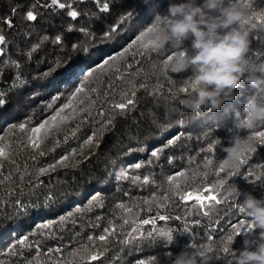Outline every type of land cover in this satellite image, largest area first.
<instances>
[{
  "label": "trees",
  "instance_id": "trees-1",
  "mask_svg": "<svg viewBox=\"0 0 264 264\" xmlns=\"http://www.w3.org/2000/svg\"><path fill=\"white\" fill-rule=\"evenodd\" d=\"M247 2L251 4L247 18L250 23L245 26L250 40L247 55L258 59L264 57V0ZM58 3L65 7L52 5L51 0H0V34L5 37L0 44L4 49L0 52V98L5 100L3 110L10 114L7 122L0 124V136L4 137L0 144L8 153L7 158L0 160V264H37V260L40 264H53L62 259L71 262V250L81 245L90 252H103L97 261L83 264H137L139 260L145 264H171L179 252L190 246L196 250L210 247L204 264H228L230 248L238 254L245 246V238L259 239L260 230L253 227L235 235L231 245H227L229 251H223L224 238L232 234L231 225L240 220L250 223L239 212L232 189L236 186L264 198V181L249 182L252 177L245 178L246 173L264 178V168L258 167L264 165V145L253 141L252 151L245 150L243 164L225 167L220 174L224 183L217 193L222 203L209 207L207 218L198 206H193L194 202L170 198L164 208L158 209L157 204L164 203L168 175L199 169L201 177L204 171L209 172L208 182L212 183L217 176L215 169L224 163L222 145L230 144L234 135L250 136L254 131H264V125L253 130L234 126L233 111L239 110L250 92L249 86L242 81L235 98L217 111L187 112L176 98L190 73L173 72L169 67L167 74L163 63L177 49L167 43L156 44L153 49V42L143 35L154 12L164 9L167 0H147V6L145 0ZM29 10L35 14L33 21L26 18ZM70 11L77 16H69ZM58 35L59 42L55 40ZM137 36L142 37L141 42L112 60L106 69H97L88 77L87 93L78 107L88 108L90 100L95 101L94 105L62 125L39 149L29 146L26 130L10 127L30 118L31 123L26 125L30 129L51 115L84 78L83 72L115 56ZM52 96L58 99L47 109ZM129 99L133 104L125 110L112 106ZM93 133L94 141L84 144ZM174 137L173 144H168ZM209 144H213L211 150ZM155 150L159 154L152 157ZM62 155H67V159L55 164ZM206 160H211L207 169ZM137 163H141L139 169L135 168ZM49 164H55L54 169L39 173ZM228 171H233V176L228 177ZM125 172L127 179L123 178ZM137 175L141 181L134 183L132 177ZM144 175L149 176L148 184H143ZM203 183L202 178L193 181L189 176L187 185L181 186L197 189ZM153 193L157 200L149 208L144 200L151 199ZM46 197H51L47 207ZM119 204L132 212L125 213L117 207ZM158 215L170 219L162 222ZM60 216L66 219L60 221ZM149 217L157 218L155 226L143 225L132 232L133 219ZM192 219H201L202 224L193 225ZM45 220L55 223L48 229L37 227ZM185 221H189L187 232ZM105 227H110L106 241L88 240L89 235L104 234ZM153 227L171 229V240L164 241L158 232L149 236ZM140 231H144L143 236ZM22 235L26 237L23 245L19 242ZM49 248L52 253H48ZM56 248H60L59 253ZM75 260L79 264V258Z\"/></svg>",
  "mask_w": 264,
  "mask_h": 264
},
{
  "label": "clouds",
  "instance_id": "clouds-1",
  "mask_svg": "<svg viewBox=\"0 0 264 264\" xmlns=\"http://www.w3.org/2000/svg\"><path fill=\"white\" fill-rule=\"evenodd\" d=\"M248 14L249 7L242 0H167L164 9L154 12L143 35L155 44L167 43L177 49L170 70L190 73L183 81L186 88H180L185 90L176 98L187 112L217 111L235 98L242 81L246 83L250 92L239 110L233 111V123L237 129L253 130L264 125V57L252 59L247 55ZM250 149L249 136L234 135L230 144L222 145L223 162L234 167L241 151ZM232 191L239 212L260 231L259 239L243 240L245 246L238 254L230 248L228 264H264V198L236 186ZM210 250L190 246L179 252L171 264H204Z\"/></svg>",
  "mask_w": 264,
  "mask_h": 264
},
{
  "label": "snow or ice",
  "instance_id": "snow-or-ice-1",
  "mask_svg": "<svg viewBox=\"0 0 264 264\" xmlns=\"http://www.w3.org/2000/svg\"><path fill=\"white\" fill-rule=\"evenodd\" d=\"M247 4V6L249 7V10H251V4L247 2H245ZM51 4L52 5H57L59 8H64L65 5L64 4H59L58 0H51ZM145 6H147V0H145ZM105 9L108 8V5L104 6ZM262 15H264V13H261ZM69 16L71 17H76L77 13L75 11H70L68 13ZM253 15H257L256 13H253ZM26 18L29 21H33L35 20V14L29 10L26 13ZM137 20L143 24L139 17H137ZM9 24H11L10 21H7ZM250 21H246L245 22V26L247 24H249ZM105 36H108V32L104 33ZM61 39V37L58 35L55 37V40L57 42H59ZM5 40V37L0 34V44H3ZM142 41V37L137 36L135 40L132 41L131 44L128 45V47L124 48L121 52L117 53L115 56H109L107 59L102 60L100 63L95 65V68H88L87 71L83 72V79L80 81L79 84H77L74 88L73 91H71L68 96H67V100L65 103H62L59 105V107L55 108V110L52 112L51 115L47 116L45 119L41 120L38 124H36L35 126L31 127L30 129L26 128L27 124L31 123V119L29 118L28 120L24 121V122H20L18 125H11L10 127H15L18 128L19 130L22 131H27L28 135H27V140H28V144L31 148L33 149H39L42 145V143L50 136L53 135V133L57 130H59L61 128L62 125H64L65 123H67L68 121H71L72 119H74L78 113L84 112V111H88L89 108L94 105L95 101L90 100L89 101V106L88 108L85 107H78V105H82L83 104V98L84 95L87 93V89L85 88V85L88 81V77H90L94 71H96L97 69H106L107 66L110 64V62L114 59H117L121 56H123L125 53H127L129 51V49L135 45L137 42H141ZM73 47H75V45H73ZM151 47L153 49H155L157 47V45L155 43H153L151 45ZM4 49L0 48V52H3ZM176 53L173 52L172 55L168 56L166 60H164V69L165 72L167 73V70L169 69V67L171 68L172 64L171 62L175 59ZM15 63V62H13ZM49 71H52L51 69ZM81 71H83V69H81ZM168 74V73H167ZM47 75V74H45ZM72 75H75V73H72ZM21 83H23V81H21ZM141 87H144V85H141ZM185 89H180V91H184ZM91 91H96L95 89H92ZM133 95H135V93H133ZM58 96H52L51 98V102H49L47 104V109H51L53 107V104H55V102L57 101ZM133 101L131 99L127 100L126 102H121V103H115L112 106L116 109L119 110H125L127 105H132ZM5 105V100L3 98H0V124L6 123L7 120L10 118V114L5 112L2 108V106ZM65 110H68L67 112ZM89 115H91V112L89 111ZM100 115H103V110L100 111ZM85 119H87L85 117ZM110 121H106L105 123H109ZM76 129L72 130V134H75ZM95 133L89 135L87 137L86 140H84V144H89L91 142L94 141L95 138ZM101 135H103V132L101 133ZM250 140L253 141H258L260 145H264V131H254L251 133V135L249 136ZM4 139L3 136H0V141H2ZM67 139V137H66ZM176 138L174 137L172 140L168 141V144H173L174 140ZM97 143H99L98 140H96ZM215 143V142H214ZM81 147H83V145H81ZM213 148V144H209L208 145V149L211 150ZM73 152H75V149H72ZM247 151H252V149L247 150ZM40 155H44L43 152L39 153ZM159 154V150H155L152 151L151 156L152 157H157ZM244 154H245V150H242L241 153L238 155L236 161H235V167H239V165L243 164L244 161ZM7 151H6V147L2 144H0V160L7 158ZM67 159V155H62L60 156V158L55 162V164H60L61 162L65 161ZM150 162V161H149ZM55 164H49L46 168H40L38 171L39 173H44L50 169H54ZM211 164V160H206L205 163V169L208 168V166ZM2 163H0V168H2ZM141 167V163H137L135 164V168L139 169ZM226 164L222 163L218 168L215 169V172L217 174L216 178L214 179V181L212 183H209V172L208 171H204L203 172V176L201 177L199 174V169H197L195 172H193V170L191 169H186V170H182V171H177L174 173V175H168L166 177L167 180V187L165 189V194L163 196V201L164 203H158L157 204V208H164L166 206V203L169 201L170 198L174 199V198H179V201H184V202H189L190 204L192 202H194L193 206H198V210L199 212L202 213V215L207 218L209 216V212H208V208L216 205L219 206L222 201L221 199L218 197L217 193L219 191V186L222 185L224 183V179L220 178V174L223 172V170L225 169ZM258 167H262L264 168V165H259ZM234 172L233 171H228L227 172V176L231 177L233 176ZM191 176L193 178V181H195L196 179L202 178L204 180V183L202 185H200L199 188L197 189H190V188H186V187H182L181 185H187V180L188 177ZM248 177H252V179L249 182H256L258 180L264 181V178L260 177V176H253L252 173H246L245 178L247 179ZM123 178L127 179L128 178V173L125 172L123 173ZM5 179H8L7 177H5ZM119 179V177H118ZM133 182L137 183L141 181V177L140 176H134L132 177ZM143 184H148L149 183V176L148 175H144L142 178ZM202 189V191H201ZM93 199H95V197H93ZM157 200V195L155 193H153V196L151 199H145L144 200V204L149 206H151V204ZM19 203V202H17ZM51 204V197H46L45 198V206H50ZM185 207H187L188 205H183ZM117 207L122 208L123 211L125 213H130L132 212V209L129 207H126L124 204H119L117 205ZM79 209H77L78 211ZM68 216H71L72 213H68ZM158 220L159 221H167L170 219L169 216L167 215H158ZM157 218H152L149 217L148 219H133V229L132 232H137L140 229V226L143 225H156L157 222ZM60 221H64L66 219L65 216H60L58 218ZM176 219H179V217H176ZM55 223V221L53 220H45L43 222L42 225H38L37 227H43L44 229H48L50 228V226ZM125 223H127V221H125ZM189 223V221H185V229L184 231L187 232V224ZM190 223H192L193 225L199 226L202 224V220L201 219H192L190 221ZM209 223H211V221H209ZM253 225L251 223H247L244 220H240L238 224L233 223L231 225L232 228V234L226 236L224 238L225 240V245L223 248V251L225 253H227L229 251L228 248V244L229 242L232 240V238L237 235L238 233H240L241 231H249L251 229H253ZM104 234H101L99 236L93 237L91 235L88 236V240L89 241H93L95 240H99L101 242L106 241L107 239V235L110 233V227H105L103 230ZM164 240V241H168L171 240L172 238V230L171 229H159L157 230L155 227H153L152 232H149L148 235L151 236L153 234H157ZM140 236L144 235V231H140L139 232ZM131 237V234H130ZM132 239H136V237H131ZM211 236L208 237L209 240H211ZM26 240L25 236H20L19 238V242L23 245L24 242ZM127 242V241H125ZM9 248H11L12 246L9 245ZM55 251L57 253L60 252V248H56ZM53 249L49 248L48 249V253H52ZM103 252L97 254L95 252H90V250L84 246L81 245L77 248H73L71 250L70 256L73 258V261H69L67 259H62V260H56L53 261V264H76V260L75 258H79V264H83V262L85 261H97L99 256H102ZM37 264H40V262L37 260ZM137 264H145V262L143 260H139L137 261Z\"/></svg>",
  "mask_w": 264,
  "mask_h": 264
},
{
  "label": "rangeland",
  "instance_id": "rangeland-1",
  "mask_svg": "<svg viewBox=\"0 0 264 264\" xmlns=\"http://www.w3.org/2000/svg\"><path fill=\"white\" fill-rule=\"evenodd\" d=\"M44 119H45V118H44ZM41 120H43V119H41ZM41 120H40V121H41ZM40 121H38L36 124H38ZM36 124H35V125H36ZM35 125H33V126H35ZM33 126H32V127H33Z\"/></svg>",
  "mask_w": 264,
  "mask_h": 264
}]
</instances>
